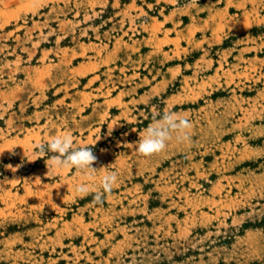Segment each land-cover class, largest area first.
I'll list each match as a JSON object with an SVG mask.
<instances>
[{
    "label": "rangeland",
    "instance_id": "1",
    "mask_svg": "<svg viewBox=\"0 0 264 264\" xmlns=\"http://www.w3.org/2000/svg\"><path fill=\"white\" fill-rule=\"evenodd\" d=\"M164 111L190 140L143 157ZM0 264H264V0H0Z\"/></svg>",
    "mask_w": 264,
    "mask_h": 264
},
{
    "label": "clouds",
    "instance_id": "2",
    "mask_svg": "<svg viewBox=\"0 0 264 264\" xmlns=\"http://www.w3.org/2000/svg\"><path fill=\"white\" fill-rule=\"evenodd\" d=\"M191 122L187 117H182L172 111L156 113L153 122L144 130V135L136 143V151L143 157L164 152L172 140L184 143L190 140ZM39 151L45 154L53 153L50 156L51 168L60 170L75 168L78 171L93 173L97 171L92 165L96 161L90 147H74L70 135L55 136L46 144L39 147ZM49 171V168H48ZM91 179V175L87 177ZM118 183V175L115 172H108L100 178L101 191L94 194L97 203L102 202L103 195L110 193L114 185ZM78 196L88 195L90 188L87 184L80 183L75 186Z\"/></svg>",
    "mask_w": 264,
    "mask_h": 264
}]
</instances>
